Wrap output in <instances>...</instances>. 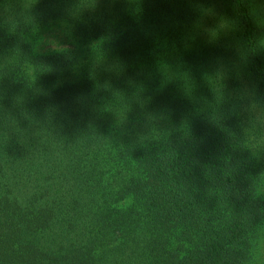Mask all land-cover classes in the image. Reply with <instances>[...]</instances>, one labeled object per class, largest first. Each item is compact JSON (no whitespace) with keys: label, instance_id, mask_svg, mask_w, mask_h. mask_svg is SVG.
I'll return each instance as SVG.
<instances>
[{"label":"trees","instance_id":"16d2710c","mask_svg":"<svg viewBox=\"0 0 264 264\" xmlns=\"http://www.w3.org/2000/svg\"><path fill=\"white\" fill-rule=\"evenodd\" d=\"M74 49L37 53L41 31ZM264 0H0V264H254Z\"/></svg>","mask_w":264,"mask_h":264},{"label":"rangeland","instance_id":"374dc122","mask_svg":"<svg viewBox=\"0 0 264 264\" xmlns=\"http://www.w3.org/2000/svg\"><path fill=\"white\" fill-rule=\"evenodd\" d=\"M35 50L44 53L53 50L74 49L79 58L83 59L81 45L76 44L72 35V28L64 23H55L41 31L37 37ZM82 49V51H81ZM254 264H264V240L256 252Z\"/></svg>","mask_w":264,"mask_h":264}]
</instances>
